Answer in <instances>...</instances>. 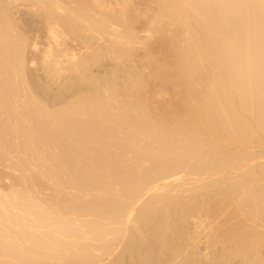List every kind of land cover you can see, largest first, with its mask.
<instances>
[{"label": "bare ground", "instance_id": "bare-ground-1", "mask_svg": "<svg viewBox=\"0 0 264 264\" xmlns=\"http://www.w3.org/2000/svg\"><path fill=\"white\" fill-rule=\"evenodd\" d=\"M0 264H264V0H0Z\"/></svg>", "mask_w": 264, "mask_h": 264}]
</instances>
